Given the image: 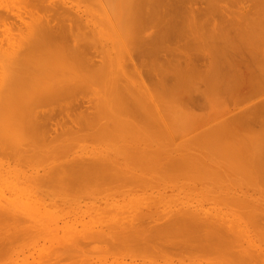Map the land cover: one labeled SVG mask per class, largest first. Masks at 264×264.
<instances>
[{
	"label": "rangeland",
	"instance_id": "rangeland-1",
	"mask_svg": "<svg viewBox=\"0 0 264 264\" xmlns=\"http://www.w3.org/2000/svg\"><path fill=\"white\" fill-rule=\"evenodd\" d=\"M133 1L0 0V264H264V0Z\"/></svg>",
	"mask_w": 264,
	"mask_h": 264
},
{
	"label": "bare ground",
	"instance_id": "bare-ground-1",
	"mask_svg": "<svg viewBox=\"0 0 264 264\" xmlns=\"http://www.w3.org/2000/svg\"><path fill=\"white\" fill-rule=\"evenodd\" d=\"M132 1H133V0H132ZM153 1H154V0H153ZM135 2H136V3L138 2L137 4L139 5L140 2H141V0H135V1L132 2V4H134ZM144 2L146 3V0H145V1L143 0V2H142L143 4L141 3V5H139V6L145 7V6H143V5H145ZM147 2H149V0H148ZM154 2H155V4H154L155 6L158 5V3H156V1H154ZM154 2L151 1L150 3H154ZM95 3H96V2H95ZM136 3H135L134 6L137 7V9L140 10V11L138 10V12H139L140 14H141V13L143 14V12H141L142 7L139 8L138 5H137ZM146 4H147V3H146ZM130 5H131V4H130ZM154 5H152V7H154ZM123 6H124V5H123ZM158 6H159V5H158ZM158 6H157V7H158ZM135 7H133V8H135ZM146 7H147V8H144V9H147V11H145V12H146V13H145L146 15L151 16L152 14H153V15L158 14V12H157L156 14H154L155 11L158 10V9L155 10V9L153 8V11L155 10L154 13H152L153 11H152V9H150L151 11H150V13H149V12H148V11H149V9H148V8H149V5H148V6L146 5ZM124 8H125V7H124ZM129 8H130V7H129ZM155 8H156V7H155ZM135 9H136V8H135ZM123 10H124V9H123ZM132 10H133V9H132ZM119 11H120V10H118V12H119ZM133 11H135V10H133ZM118 12H117V14H118ZM133 13H134V12H133ZM148 13H149V14H148ZM161 13L163 14L164 12H161ZM161 13H160V14H161ZM135 14H137V13H135ZM140 14H137V15H140ZM150 14H151V15H150ZM123 15H124V14H123ZM158 15H159V14H158ZM77 16L79 17V15H77ZM125 17H126V16H125ZM128 18H129V17H128ZM75 19H80V18H75ZM184 19H185V18H184ZM88 28H89V27H88ZM247 43H248V42H247ZM247 45H248V44H247ZM96 66H97V65H96ZM258 72H259V71H258ZM258 74H259V73H258ZM262 75H263V74H262ZM262 75H261V76H262ZM66 83H67V82H66ZM67 85H68V84H67ZM67 85H65V86H67ZM65 86H64V87H65ZM69 87H70V85H69ZM66 89H68V87H67ZM262 104H263V103H262ZM260 105H261V104H260ZM263 109H264V108H263ZM226 111H227V110H223V109H222V110L216 112L215 115H213V118H217V117L221 116V115L224 114ZM234 115H235V114L232 115V119L235 118ZM235 116H237V115H235ZM233 117H234V118H233ZM207 120H208V119H207ZM207 120H206L205 122H207ZM224 120H225V119H224ZM224 120H222L223 122L221 121L219 124H216L215 126L218 127V128H221L222 126H224L225 124H227V121H224ZM226 120H227V118H226ZM230 120H231V117H230ZM232 121H233V120H232ZM205 122H204V123H205ZM215 126H214V127H215ZM214 127H213V128H214ZM213 128L208 129L206 132L212 130ZM203 131H204V130H203ZM206 132H205V133H206ZM198 133H199V132H198ZM198 133H197V135H198ZM202 134H203V133H201L200 135H202ZM195 137H196V136H195ZM192 138H193V137H192ZM190 139H191V138H189V140H190ZM184 143H187V141L185 140ZM1 193H3V192H1ZM2 197H3V196H2ZM8 200H9V199H8ZM9 201H10V200H9ZM0 202H1V201H0ZM1 204H2V203H1ZM6 205H7V204H6ZM4 209L7 211L6 208H4ZM250 212H251V211H250ZM1 213H2V212H1ZM4 214H5V212H4ZM18 214H19V213H18ZM21 215H23L24 217H28L27 214H25V213H22ZM28 215H29V214H28ZM187 216H188V215H187ZM191 216H192V215H191ZM218 218H220V217H218ZM216 219H217V218H216Z\"/></svg>",
	"mask_w": 264,
	"mask_h": 264
}]
</instances>
